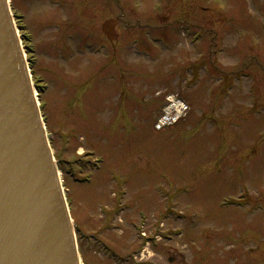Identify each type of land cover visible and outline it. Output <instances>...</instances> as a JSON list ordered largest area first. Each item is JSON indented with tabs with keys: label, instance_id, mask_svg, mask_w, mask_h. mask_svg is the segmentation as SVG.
Returning a JSON list of instances; mask_svg holds the SVG:
<instances>
[{
	"label": "rangeland",
	"instance_id": "1",
	"mask_svg": "<svg viewBox=\"0 0 264 264\" xmlns=\"http://www.w3.org/2000/svg\"><path fill=\"white\" fill-rule=\"evenodd\" d=\"M11 2L82 262L251 256L264 227V0ZM178 101L184 119L155 130ZM137 229L180 235L143 249Z\"/></svg>",
	"mask_w": 264,
	"mask_h": 264
},
{
	"label": "water",
	"instance_id": "2",
	"mask_svg": "<svg viewBox=\"0 0 264 264\" xmlns=\"http://www.w3.org/2000/svg\"><path fill=\"white\" fill-rule=\"evenodd\" d=\"M0 264H76L56 170L0 0Z\"/></svg>",
	"mask_w": 264,
	"mask_h": 264
},
{
	"label": "flooded vegetation",
	"instance_id": "3",
	"mask_svg": "<svg viewBox=\"0 0 264 264\" xmlns=\"http://www.w3.org/2000/svg\"><path fill=\"white\" fill-rule=\"evenodd\" d=\"M70 3L77 4L79 0H69ZM253 236L256 247L254 253L251 256L240 260V264H264V227L255 231ZM236 264V263H232Z\"/></svg>",
	"mask_w": 264,
	"mask_h": 264
},
{
	"label": "bare ground",
	"instance_id": "4",
	"mask_svg": "<svg viewBox=\"0 0 264 264\" xmlns=\"http://www.w3.org/2000/svg\"><path fill=\"white\" fill-rule=\"evenodd\" d=\"M179 110L180 108L176 107L175 105H169L166 109V115L168 118L175 117Z\"/></svg>",
	"mask_w": 264,
	"mask_h": 264
},
{
	"label": "built area",
	"instance_id": "5",
	"mask_svg": "<svg viewBox=\"0 0 264 264\" xmlns=\"http://www.w3.org/2000/svg\"><path fill=\"white\" fill-rule=\"evenodd\" d=\"M173 105H175L176 107L180 108V110L178 111V113L181 111V105L179 103H174ZM178 113L176 115H178ZM174 119V117H173Z\"/></svg>",
	"mask_w": 264,
	"mask_h": 264
}]
</instances>
